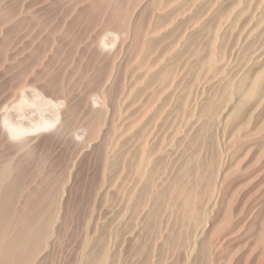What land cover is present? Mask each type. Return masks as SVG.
<instances>
[{
	"label": "rangeland",
	"instance_id": "obj_1",
	"mask_svg": "<svg viewBox=\"0 0 264 264\" xmlns=\"http://www.w3.org/2000/svg\"><path fill=\"white\" fill-rule=\"evenodd\" d=\"M154 4L143 9L138 21L148 30L143 27L141 35L149 32L147 42L146 38L138 41L131 37V44L121 53L119 40L109 38L101 54L93 47L83 48L78 34L66 31L71 17L65 19L64 32H42L28 43L0 48V60H20L0 81V95L13 96L11 106L21 96L18 71L33 60H52L47 69L28 76L44 95L52 91V84L63 80L82 96L90 95L98 65L88 73L77 71L87 60L123 59L125 73L129 72L119 85L125 91L116 114L102 101L101 92L95 90L89 96L107 111L111 126L100 141L92 143L88 155L77 159L78 169L61 208V222L49 237L52 245L45 256L39 255V261L33 259V264H233V129L237 121H250L254 126L263 123L264 0H154ZM72 62L74 71L67 67ZM144 64L148 73H155H144L145 68L139 66ZM136 78L143 80L142 84ZM253 84L254 93L248 96ZM25 94L32 99L30 90ZM11 106L8 111L13 124H20L22 113ZM23 113L26 117L35 114L33 108ZM84 117L77 114L75 123L84 126L88 119ZM80 131L79 142L85 138L84 128ZM112 150L115 153L109 155ZM64 155L59 156L64 159ZM140 155H147L146 162ZM42 163L29 172L35 183L29 184V190H35L37 196L40 193L39 198L49 192L53 178L60 177L45 161ZM140 166L144 172L139 171ZM24 192L14 204L15 213L21 221L29 220L39 228L46 200L45 207L40 205L43 211L37 204L39 217L30 218L20 214L25 211L27 190ZM187 196L192 200L190 207L183 205Z\"/></svg>",
	"mask_w": 264,
	"mask_h": 264
},
{
	"label": "bare ground",
	"instance_id": "obj_2",
	"mask_svg": "<svg viewBox=\"0 0 264 264\" xmlns=\"http://www.w3.org/2000/svg\"><path fill=\"white\" fill-rule=\"evenodd\" d=\"M152 4H154V0H0V48L6 46L14 48L21 44L28 43L33 38H38L42 32H55L58 30L61 32L65 29L67 24L65 22L68 19L66 21L65 19L71 17L72 22L66 31L72 32L74 35L78 34L83 48L87 49L88 47H93L101 54V52L106 51L108 46L107 39L109 38L115 42L119 40L118 45L121 53V50L124 49V47L131 44V37L133 39H138L139 41L140 37L144 40L148 35L149 32H147V28L142 26V22L139 23L138 21L140 19V13L144 11L143 9L145 7L147 8L149 5L152 6ZM143 27L147 30V35L142 33L145 34L142 36L141 32ZM28 31L32 32V34L28 35ZM60 32L58 34H60ZM147 40L148 38H146L145 41L147 42ZM138 43H136V45ZM144 43L145 42L142 43L143 46ZM117 55L118 53H116L114 57ZM14 57L15 51L12 52L11 59ZM19 61L20 60L15 59L0 60V81L4 78L5 74L9 73V70L11 71V69L16 67ZM36 61L37 60H33L32 63H28L24 70L21 69V71L23 70L22 72L18 71V73H20L19 76L17 75L20 79V89H18L21 92V96L17 103L11 106L10 103L12 102L11 98L13 96L9 97L0 95V264H33V259L38 260L39 255H46L53 242H51L49 237L55 232L54 230L57 229L59 225L60 218L62 217H60L62 205L67 202V194L70 190L69 185L73 175L78 169L79 163H77L78 165L76 164L77 159L86 155L92 143L96 144L97 141H100V137L105 135L107 128H110L111 126L107 111L105 112L102 107L99 108L97 101L93 98H89V96L92 97L95 90L101 92L104 99L102 101L107 104L113 113H115L119 101L124 98L125 90L123 91V89L119 87L120 82L121 80L124 81L127 74H129V72L125 73L126 67H124L125 62L123 59L87 60L85 67L82 69L78 68L77 71L79 70L82 71V73H88L89 71H94L96 68L95 66L98 65V69L95 72L96 74L94 73L95 75L92 78V88L94 91L90 95L87 94L86 96H82V92L79 93L76 91L77 89H73L70 82H67L66 86V84H64L65 80L61 81L60 84H52V91H49L44 95L43 92L38 90L34 85V80H29L28 76H30L29 74L36 75V71L40 69H47L46 67L52 63V60ZM63 61L64 64H66L67 60ZM73 64L74 63L72 62L69 66L67 63V67L71 68ZM145 64L148 66L147 62ZM145 64L139 66H143L144 69L146 67ZM155 64L153 63L152 66ZM77 65L78 64H76V66ZM132 66L133 65H131V67ZM150 67L148 66V68ZM74 69L75 68H71L72 71H74ZM138 69L141 68L138 67ZM141 70H138V72H142ZM146 70L149 69L145 68V70H143L144 73ZM146 72L148 73V71ZM156 72H158L157 69ZM149 73H151V71H149ZM70 74H72V72H70ZM139 74L141 75V73ZM156 75L158 76V74ZM150 77L151 76H149V79L147 77V79L150 80ZM152 77L154 78L153 75ZM163 77L166 76H162L161 78ZM153 78L151 81H153ZM136 79L138 80V78ZM162 80L160 81L161 83ZM164 81L166 82V80ZM44 82L46 81L44 80ZM142 82L143 80L138 83L142 84ZM10 83L11 82H9V84ZM47 83L49 84V82ZM138 83H136V85ZM254 86L255 84L250 87L248 96H251L254 93ZM27 89L31 91V100L26 98L25 91ZM124 102H121L123 103L122 107L124 106ZM10 106L22 113L23 121L20 122V124H13L12 116L10 115V111H8ZM28 108H33L35 114H30L26 117L23 111ZM144 110L145 109H143V111ZM76 111L78 112L75 113ZM77 114L88 118L84 126H81L80 124L79 126L75 123V117ZM236 114V118H238L239 113ZM118 116L117 113V117ZM262 121L263 123L260 126H254L250 121L240 123L237 121L233 129V264H264V118ZM117 122L119 121L117 120ZM136 124L139 123L136 122ZM136 124L132 123V125ZM112 126L115 127L116 125ZM48 128V133L41 134L44 129ZM83 128L85 138L83 137L84 139H82V141L80 139L81 142H79V132H81L80 130H83ZM129 128L130 126L128 129ZM84 132L82 133L83 136ZM36 134L38 135L35 136ZM135 136H137V134ZM137 139H139V137ZM141 141L143 142V140ZM141 141L140 143L142 145L144 142L142 143ZM105 147L109 148L107 145ZM113 148L116 150L115 146ZM113 151L114 150H112L109 155L115 153ZM142 152L141 154H143ZM63 153L65 154L64 159H61L59 155H62ZM104 155L106 156V154ZM145 156L142 157V155H140V157L143 158V161ZM142 158H140V160ZM130 160L131 159H129V161ZM140 160L138 162H140ZM44 161L46 162L45 164L51 168L50 170L53 169L58 172V175L60 176L59 178L61 179L62 177V180L60 181L59 178L56 177L55 179L53 178L54 182L50 184L47 183L51 188L46 184L50 189L49 192L39 198L38 196L40 193L37 196L35 190H29V184L33 182L32 179L34 177L33 176L32 179H30L29 172L42 162L43 165ZM144 162H146V160ZM147 163H145L144 166ZM139 165L140 164H138V166ZM135 167L137 168V166ZM142 168L143 167L139 168V171L140 169L142 171ZM39 170L40 169L37 171ZM142 172H144V170ZM36 173L38 174V172ZM43 176L46 177L44 174ZM64 176H68V179L66 178V180H64ZM44 182H46V180ZM42 186H40V188ZM24 189L27 190L26 196L23 200L25 211H23L24 214H20L25 215L26 213L30 218L37 217L39 213L36 214V207H39L40 205L42 206L44 204L43 200H46V207L43 205L45 207L43 208L44 213L42 212L43 210L41 206L40 208L42 211H40L39 208V212L43 213L44 217H42L43 220L39 228L33 227L29 220L24 219L21 221L15 213L14 204L20 202L23 193L26 192H24ZM188 195L190 196L191 193ZM191 201V198L187 196L183 205L185 207L187 205V207H190L189 204ZM37 204H39V206H37ZM35 224L37 225L38 221ZM23 247L26 250H23ZM98 260L100 261V259ZM102 263L104 264V261H102Z\"/></svg>",
	"mask_w": 264,
	"mask_h": 264
}]
</instances>
